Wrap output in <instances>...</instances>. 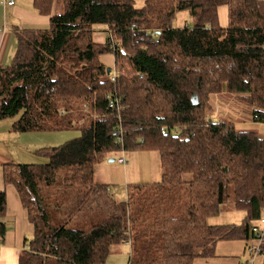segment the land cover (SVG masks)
<instances>
[{
    "label": "trees",
    "instance_id": "1",
    "mask_svg": "<svg viewBox=\"0 0 264 264\" xmlns=\"http://www.w3.org/2000/svg\"><path fill=\"white\" fill-rule=\"evenodd\" d=\"M57 1L53 13L55 0H33L50 24L19 33L12 63L0 66V121L15 119L17 133L80 132L38 149L48 162L3 168L35 227L19 264H106L123 243L128 264H193L214 257L219 240L253 238L251 222L264 215V137L207 112L213 95L225 102L233 94L256 105L254 121L264 122V0ZM182 10L193 26H174ZM134 149L157 150L162 177L128 185L126 198L115 200L96 184L95 168ZM77 187L76 196L105 200L69 205L65 197ZM227 203L246 210L244 222L209 225ZM6 206L1 190L0 245ZM85 209V221H74ZM261 248L264 264V240Z\"/></svg>",
    "mask_w": 264,
    "mask_h": 264
},
{
    "label": "crops",
    "instance_id": "2",
    "mask_svg": "<svg viewBox=\"0 0 264 264\" xmlns=\"http://www.w3.org/2000/svg\"><path fill=\"white\" fill-rule=\"evenodd\" d=\"M13 1L14 4L12 5L0 4V66L2 67H7L12 63L18 46L19 33H21L23 30L26 29H46L50 24V15L40 14L37 11V9L34 7L33 0H13ZM57 10H58V1L55 0V5L53 6V13H55ZM218 14H219L220 24L224 27L227 26L229 7L227 5L220 6L218 9ZM182 26L184 25L180 26L179 24H176L175 27H182ZM101 36L103 35L101 34ZM101 36H99V39L103 38ZM219 96L220 95L215 96V110H217L215 113V118L218 120H223V117L225 116L223 114V110H224L223 107L225 102H223L222 98H219ZM14 121L15 119L12 118L0 121V191L5 190L7 196L6 214L4 216V221L7 231H6L5 240L0 245V264H19V258L21 252L27 249L26 238L32 236L35 231L34 224L29 217V211L26 208L25 204L23 203V200L16 186L12 183L5 182L3 176L4 166L11 165L13 163L25 162V161H20V157L22 158L27 153L28 155H36V154L39 155L38 149L43 148L40 146H43L44 143L50 146L53 143V139L55 140V138L49 135L45 136L42 134L51 133V132L72 131V130L34 131V132H26V133H17L12 129V125ZM234 122L237 124L239 128L254 130L260 136L264 137V122L260 123L261 125H259V123L252 122V120L249 118L244 119L240 122L239 121H234ZM238 124L243 126H239ZM77 132L79 133L78 134L79 136L80 132L79 131ZM12 147H17V148L20 147V149L22 148V150L19 149L20 150L19 154H17L14 153ZM136 154L138 153L135 152L131 156L130 160L126 158L128 161L126 163L127 166L133 165L135 160H138V156H136ZM117 157L115 158L103 157L102 160L107 161V158H109L108 159L109 162H112L111 159L117 161L116 159ZM148 159L156 161L159 167L158 169L155 170L153 168V172L151 173L153 174L154 172H159L161 173L160 176L162 177V166H161L159 153L158 156H156L155 158H148ZM126 164H122V165L126 166ZM127 170L128 168H126V171ZM127 172H130V169ZM155 176H157L155 178H159L158 174H155ZM147 183H151V182H147ZM99 185L108 186V193L111 196H113L112 194L113 192H110L111 188L108 183L99 184ZM227 224H236V223L230 221ZM215 225H221V224L215 223ZM248 245L249 243L248 241H246V243L244 244L245 248L248 247ZM120 253H128V254L130 253V246L128 243L117 244L112 246V251L110 255L112 254L119 255ZM218 256L220 255L215 253V256L210 258H215ZM203 259H208V258H203ZM128 260H129V255H128ZM241 263L242 262H239V264Z\"/></svg>",
    "mask_w": 264,
    "mask_h": 264
},
{
    "label": "rangeland",
    "instance_id": "3",
    "mask_svg": "<svg viewBox=\"0 0 264 264\" xmlns=\"http://www.w3.org/2000/svg\"><path fill=\"white\" fill-rule=\"evenodd\" d=\"M146 0H134V3L137 7H142L144 5ZM174 24L181 25H194V19L190 15L188 10H182L177 13L176 19L174 21ZM183 27V26H182ZM102 60L108 64V66L112 65L114 63V58L112 54H106L102 56ZM231 96H234L231 94ZM229 97V100L227 99L224 103V110L223 114L225 115L223 117V120H229V121H242L244 119H251L252 122H257L259 125L260 123H263L261 121H254L253 118V112L256 105L249 106L246 103H243L240 100H236L233 97ZM210 106L211 109L207 112V119L218 121V119L215 118V113L217 110H215V95H213L210 99ZM221 110V108H220ZM239 125V124H238ZM243 126V125H239ZM245 127V126H244ZM262 131V130H260ZM77 131H64V132H51V133H44L42 135H49L51 137H54L53 143L50 146H57L62 143H65L69 139H72L76 136H78ZM49 146L48 144H45L40 147ZM14 153L19 154V151L22 150L17 147H12ZM18 149V150H17ZM20 149V150H19ZM137 152L136 156H138V160H135L133 165L126 166L118 163L117 161L109 162V158H107V161H100L96 168H95V181L96 184H105L108 183L110 185V192H113V198L115 200H124L126 198L127 194V187L128 185H136L141 183H147V182H153L157 181V179H161V176L159 172H154L153 174V168L158 169V164L156 161H153L148 158H155L158 156V151L154 149H134V150H123L120 151L119 154H115L113 156L114 158L118 155H124L128 160H130L131 156ZM26 159V160H25ZM155 160V159H154ZM20 161H25L23 163H44L48 162V159L45 157H42L38 154L36 155H28L25 154L22 158L20 157ZM106 164V165H105ZM160 166V165H159ZM126 168L128 170L130 169V172L126 171ZM127 172V173H126ZM155 174H158L159 178H155ZM154 175V176H152ZM77 189H71L68 191V194L65 197V201L69 202V205H72L73 202L76 203L78 199H84L87 207L98 206L99 203H102V200H105L104 197H100L99 194H94V201L89 198L87 200L84 196V191H80V197L76 196L75 191H78ZM75 194H73V192ZM109 194V193H108ZM109 196H111L109 194ZM92 198V197H91ZM102 200H101V199ZM87 209L79 211L77 214H74V221L76 222H84L85 221V215L87 214ZM246 210L234 208L232 204L227 203L224 205L217 214H213L208 218L209 225H215V223L224 225L232 221L233 223H236L234 225H241L246 217ZM264 214V211H263ZM259 224V220H254L251 222V225ZM29 239L31 238L28 237ZM248 241V243H256V241L252 238L250 240L242 239V238H234V239H223L219 240L216 243L215 246V253L219 254L220 256L215 258H208V259H196L193 264H239V262L247 263V264H263V257L261 254L257 253L254 254L251 253L248 249V247L245 248L244 244ZM128 253H120L119 255H110L108 257V260L106 261V264H127L128 261ZM254 257V258H253ZM18 263V262H17Z\"/></svg>",
    "mask_w": 264,
    "mask_h": 264
},
{
    "label": "built area",
    "instance_id": "4",
    "mask_svg": "<svg viewBox=\"0 0 264 264\" xmlns=\"http://www.w3.org/2000/svg\"><path fill=\"white\" fill-rule=\"evenodd\" d=\"M0 4L12 5V4H14V1L13 0H0ZM141 78H142V75H141ZM111 79H112V81H116V74H113ZM118 103H119V99L117 98V95L115 94L113 99H110V104L113 106L114 105L116 106V105H118ZM61 112L64 113L65 111L62 110ZM166 129H167L166 127L163 128L164 131H166ZM117 133H118L117 142L120 144H123V133L124 132H123L122 127H119V129L117 130ZM116 159L121 164H126L128 162L124 155H120ZM251 229H252V233H253L252 239H254L256 241V243H250L248 245V249L255 256V254H257V253L260 254L261 250H262L261 246H262V242L264 240V215L260 218L259 224L252 225ZM241 264H247V263H241Z\"/></svg>",
    "mask_w": 264,
    "mask_h": 264
},
{
    "label": "water",
    "instance_id": "5",
    "mask_svg": "<svg viewBox=\"0 0 264 264\" xmlns=\"http://www.w3.org/2000/svg\"><path fill=\"white\" fill-rule=\"evenodd\" d=\"M110 70H111V68L108 67V73H110ZM192 101H193V103H194L195 105L198 104V98H197V95H194V96L192 97ZM111 160L114 161V159H111Z\"/></svg>",
    "mask_w": 264,
    "mask_h": 264
}]
</instances>
